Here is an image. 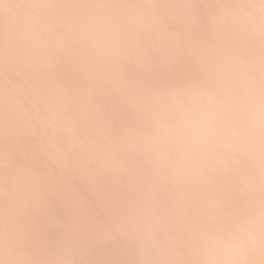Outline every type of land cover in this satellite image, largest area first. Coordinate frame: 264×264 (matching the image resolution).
<instances>
[{
  "label": "clouds",
  "instance_id": "9594fccd",
  "mask_svg": "<svg viewBox=\"0 0 264 264\" xmlns=\"http://www.w3.org/2000/svg\"><path fill=\"white\" fill-rule=\"evenodd\" d=\"M0 7V264H264V0Z\"/></svg>",
  "mask_w": 264,
  "mask_h": 264
},
{
  "label": "bare ground",
  "instance_id": "6f19581e",
  "mask_svg": "<svg viewBox=\"0 0 264 264\" xmlns=\"http://www.w3.org/2000/svg\"><path fill=\"white\" fill-rule=\"evenodd\" d=\"M3 2H10V3H20L23 2V0H0V4H2ZM4 13L2 10V7H0V31H2L3 29V25H4ZM9 19H11V17H9Z\"/></svg>",
  "mask_w": 264,
  "mask_h": 264
}]
</instances>
